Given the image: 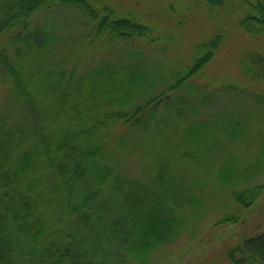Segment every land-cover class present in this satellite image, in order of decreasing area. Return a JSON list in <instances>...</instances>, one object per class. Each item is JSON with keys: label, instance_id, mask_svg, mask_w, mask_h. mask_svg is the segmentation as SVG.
<instances>
[{"label": "trees", "instance_id": "obj_1", "mask_svg": "<svg viewBox=\"0 0 264 264\" xmlns=\"http://www.w3.org/2000/svg\"><path fill=\"white\" fill-rule=\"evenodd\" d=\"M203 1L229 4L237 27L264 35V0ZM61 7L81 20L66 40L33 23ZM224 39L214 31L188 61L157 69L159 29L112 0H0V264H147L188 210L216 205L220 186L238 207L215 224L236 223L264 196L252 182L264 172V93L194 81ZM108 43L134 61L81 69L90 47ZM240 67L264 82L260 50H246ZM230 94L259 110V132L232 114L194 119L196 102ZM219 253L213 264H264V226Z\"/></svg>", "mask_w": 264, "mask_h": 264}, {"label": "rangeland", "instance_id": "obj_2", "mask_svg": "<svg viewBox=\"0 0 264 264\" xmlns=\"http://www.w3.org/2000/svg\"><path fill=\"white\" fill-rule=\"evenodd\" d=\"M112 2L120 9L136 14L159 29V44L162 46L165 44L167 49L165 55L158 58L162 62L161 65L154 61L153 65L157 69H160L163 64L171 66L174 62L188 61L194 51L191 44L203 40L218 30L224 34V42L206 66L204 76L194 81L200 85H207L210 89H221V84L231 83L245 89L244 93H252V91L264 93V82L248 80L240 67V58L246 50L257 49L264 53V35L251 36L237 27L241 13L229 4L219 8V6L206 4L203 0H112ZM80 22L75 12L62 7L50 13L37 15L33 20V23L37 25H49L61 39L65 40L77 30ZM117 45L118 43L93 45L82 57L81 69L103 61L117 64L123 62L125 58L134 61L133 55L125 50L121 52L122 49H119ZM143 54H146L144 58L150 55L147 52ZM135 62L144 63L143 57H136ZM245 95L220 96L219 102L208 107H204V104L198 101L196 104L201 113L194 119L205 120L204 114H213L214 117H219L220 114L221 117L232 114L243 124L252 123L251 126L258 124L257 131L252 132L254 135L261 128L260 124L256 123L259 122L261 114ZM233 150L240 152L244 149L236 150L233 147ZM209 167L213 168V165L209 164ZM212 181L215 184L220 183L215 176L212 177ZM252 182L264 184V172ZM217 194L218 201H214L216 205L212 203L211 207L188 210L187 212L191 214H187V221L180 235L154 252L147 264H201L203 262L213 264L211 258L214 255L235 246L241 240L263 229L264 196L262 198L260 196L247 209L239 210L236 223L215 224L221 214L235 211L238 207L224 187L220 186ZM203 237L204 239H199Z\"/></svg>", "mask_w": 264, "mask_h": 264}]
</instances>
